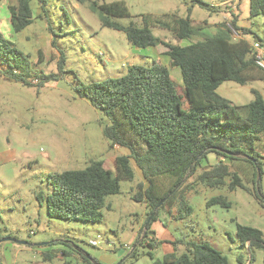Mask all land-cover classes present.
<instances>
[{
    "label": "rangeland",
    "instance_id": "rangeland-1",
    "mask_svg": "<svg viewBox=\"0 0 264 264\" xmlns=\"http://www.w3.org/2000/svg\"><path fill=\"white\" fill-rule=\"evenodd\" d=\"M110 1L113 0H47L42 14L39 2L31 0L32 22L15 33L10 27L7 7L15 0H0V31L28 57V64L20 61L13 68L25 83L0 75L1 233L26 242H0L2 263L91 264L94 258L100 264H165L164 254L172 251L180 254L188 243H207L225 255L228 264H263L262 250L241 244L236 234L237 224L247 225L260 229L264 240V199L261 197V204L253 195L254 168L239 158L228 163L230 171L240 175L250 192L240 187L230 189L231 176L224 178L222 186L205 187L195 180L199 168L185 188L187 203L192 207L190 214L175 219L178 211L174 206L169 214L162 210L151 223L148 235L141 239L137 236L146 220L147 208L132 197L136 182L142 179L134 165V179H121L119 192L105 198L100 221L51 218L45 203L36 197L37 193L44 197L49 193L50 173L82 169L91 159L101 160L113 169L115 156L126 152L104 137L102 128L109 120L88 99L78 95L79 82L120 76L131 64L149 66L159 62L168 67L183 108L188 105L181 70L170 66L165 46H134L122 30L102 24L105 14L97 4ZM124 1L130 16H107L109 22L141 27L142 15L168 13L188 16L203 25L201 33L190 39H177L158 26L150 28L154 36L172 43L185 45L211 36L222 23L233 35L242 34L241 27H249L264 38V16H248L249 0H203L209 7H201L195 0ZM232 19L237 26L232 25ZM60 51L65 64L59 73L56 62ZM47 73L56 76L37 84V79ZM251 89L260 92L264 99L262 80L246 84L227 80L216 92L235 105H245L253 99ZM259 159L260 193L264 196V152H260ZM216 160V154L209 152L200 166ZM216 195H222L230 206L208 205V199ZM91 240L97 244H91ZM176 240L180 242L174 244ZM5 243L10 253L4 257ZM77 247L83 256L75 251ZM61 249L67 253L64 255ZM132 249L135 251L130 255ZM44 252L48 253L47 258H43Z\"/></svg>",
    "mask_w": 264,
    "mask_h": 264
},
{
    "label": "trees",
    "instance_id": "trees-1",
    "mask_svg": "<svg viewBox=\"0 0 264 264\" xmlns=\"http://www.w3.org/2000/svg\"><path fill=\"white\" fill-rule=\"evenodd\" d=\"M37 1L43 14L48 2ZM195 1L201 7H209L203 0ZM30 2L15 0L7 5L13 32L22 31L32 22ZM97 5L105 14L102 24L122 30L132 45H163L167 48L165 54L169 57L170 66H178L181 70L184 97L188 105L183 108L168 67L159 62L149 66L131 64L120 76L98 82H79L76 86L78 95L88 99L109 120V124L102 128L104 137L126 152L115 156L113 169L106 167L101 160L91 159L82 169L50 173L47 176L51 186L49 193L45 197L36 194L40 203H45L47 215L65 220L100 221L105 198L119 192L121 179H134V165L142 179L136 182L132 197L145 204L146 220L155 211L147 226H144L146 220L142 224L137 236L141 239L148 235L151 223L162 210L169 214L174 206L178 211L175 219L190 214L192 207L187 203L185 188L190 184L189 178L199 168L195 180L205 187L222 186L225 184L224 178L231 176L228 183L230 189L240 187L250 192L240 175L230 171L229 164L236 158L247 161L254 168L253 195L262 204L263 199L256 191V186L260 190L258 175L261 173L259 155L264 152V99L260 92L251 89L253 99L245 105H235L219 95L216 89L227 80L238 84L252 80L264 81V70L254 63L247 37L262 42L264 39L249 27H241L245 38L233 41L228 27L222 23L218 24L217 31L211 36L185 45L172 43L154 36L150 28L158 26L171 32L177 39H190L201 33L203 25L193 22L188 16L183 18L165 13L161 16L142 15L141 27L122 26L109 22L107 16L129 17L130 11L124 0ZM256 15L264 16V0H249L248 16ZM231 23L237 26L235 20L232 19ZM20 61L28 64L27 55L0 31V75L24 82L13 70ZM56 63L60 73L65 64L63 52H59ZM55 76L54 73L42 74L37 84ZM209 152L216 154V162L200 166ZM177 184L179 186L175 191L157 206ZM216 203L230 206L222 195L211 196L207 201L208 205ZM236 234L241 244L262 250L264 264L262 231L237 224ZM8 236L11 234H2L0 226V238ZM179 242L176 240L174 244ZM148 245L153 246L150 242ZM75 251L83 256L79 247ZM134 251L132 249L130 255ZM61 252L64 255L67 253L66 249H61ZM47 257L48 253L44 252L43 258ZM91 260V264H100L94 258ZM163 263L228 264V261L225 255L207 243H188L180 254L175 251L164 254ZM0 264H3L1 256Z\"/></svg>",
    "mask_w": 264,
    "mask_h": 264
},
{
    "label": "built area",
    "instance_id": "built-area-1",
    "mask_svg": "<svg viewBox=\"0 0 264 264\" xmlns=\"http://www.w3.org/2000/svg\"><path fill=\"white\" fill-rule=\"evenodd\" d=\"M230 36L233 41H236L241 38H245L244 34L236 32L235 35L232 34V30L230 29ZM250 47H251V54L254 60V63L264 70V42L252 39L250 41ZM91 244L96 245V240H91Z\"/></svg>",
    "mask_w": 264,
    "mask_h": 264
},
{
    "label": "water",
    "instance_id": "water-1",
    "mask_svg": "<svg viewBox=\"0 0 264 264\" xmlns=\"http://www.w3.org/2000/svg\"><path fill=\"white\" fill-rule=\"evenodd\" d=\"M252 159V158H251ZM252 161H254V159H252ZM258 181V180H257ZM179 186V184H177L176 185V187L175 188H173L171 191H170V193H168L161 201H160V203L157 205V206H159L160 204H162L163 202H164V200L169 196V195H171L174 191H175V189L177 188ZM256 191L258 192V194L260 195V197H262L263 199H264V196L260 193V190H259V188H258V186L256 187ZM154 214H155V211H153L150 215H149V217H148V219H147V221H146V223H145V227L147 226V224L149 223V221H150V219L154 216ZM5 240H7V241H12V242H16V243H26V242H23V241H20V240H17L16 238H13V237H11V236H8V237H3V238H1L0 239V242H3V241H5ZM123 252V250H121L120 252H119V255L121 254Z\"/></svg>",
    "mask_w": 264,
    "mask_h": 264
},
{
    "label": "crops",
    "instance_id": "crops-1",
    "mask_svg": "<svg viewBox=\"0 0 264 264\" xmlns=\"http://www.w3.org/2000/svg\"><path fill=\"white\" fill-rule=\"evenodd\" d=\"M243 23V22H242ZM264 39V38H263ZM250 40V39H249ZM10 242H12V241H10ZM9 245H7L6 243H5V245L3 246V254H4V257L8 254V253H10V247H8Z\"/></svg>",
    "mask_w": 264,
    "mask_h": 264
}]
</instances>
